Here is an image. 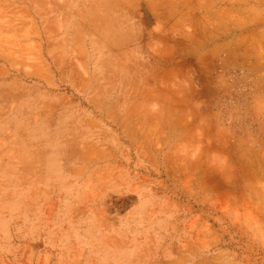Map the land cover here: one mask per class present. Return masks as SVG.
Returning <instances> with one entry per match:
<instances>
[{"label":"rangeland","instance_id":"rangeland-1","mask_svg":"<svg viewBox=\"0 0 264 264\" xmlns=\"http://www.w3.org/2000/svg\"><path fill=\"white\" fill-rule=\"evenodd\" d=\"M0 264H264V0H0Z\"/></svg>","mask_w":264,"mask_h":264}]
</instances>
